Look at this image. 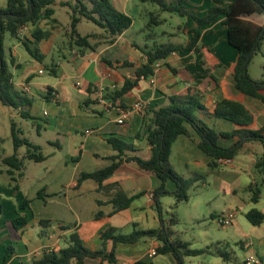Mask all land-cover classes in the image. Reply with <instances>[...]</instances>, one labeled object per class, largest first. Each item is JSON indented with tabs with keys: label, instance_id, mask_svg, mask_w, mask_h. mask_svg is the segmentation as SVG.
Returning a JSON list of instances; mask_svg holds the SVG:
<instances>
[{
	"label": "crops",
	"instance_id": "1",
	"mask_svg": "<svg viewBox=\"0 0 264 264\" xmlns=\"http://www.w3.org/2000/svg\"><path fill=\"white\" fill-rule=\"evenodd\" d=\"M185 5L192 14L204 16L213 3L211 0H186ZM122 9L121 11L127 13L125 5ZM224 18L225 16H221L203 27L200 44L203 46L205 65H198L196 56L191 51L173 52L167 60L155 63L153 76L139 81L129 94L115 103L105 99L104 93L112 91L113 85H116V89L121 88L127 78L134 80L135 68H111L104 60H130L139 65H143L148 60L140 50L141 47L125 39L126 32L117 37L113 44H101L97 50H88L83 56L80 55L79 49L71 48L68 43L69 50L59 48L56 52L59 57L52 59L48 72L51 73L50 68L55 70L56 78L62 72L64 78L60 81L51 83V81L38 80L37 76L42 74L39 72L40 68L35 67V73L27 71L18 77L17 81L14 79L15 84L20 88L25 83L29 85L31 89L29 94L32 96L34 92L39 93L40 99L34 101L32 108L37 107L40 112L43 110V114L48 112L49 115L53 111H55L53 114H60L62 110L68 109L72 117L78 118L79 122L68 129L55 127L54 131L59 136L55 146L59 152L66 151V153L59 160L51 162L48 156L45 161L39 162V165L44 164L43 168L39 174L36 171L33 177L35 183L29 188L26 189L24 183L25 180H29L27 160L21 170L23 176L17 183L12 181L8 173L9 168L0 169L1 174L5 171L11 178L10 183L0 182V264H4L6 250L9 251V256L5 264H33L44 252L60 251L68 246L69 236L76 231L85 246L96 251L101 248L100 233L109 226L117 229L121 234L141 229L156 230L160 227L151 192L159 188L162 182L155 175L139 169L135 162L124 163L114 176L105 182V184H119L129 196L144 192L128 209L114 213L115 207L112 203L116 194L114 189H99V184L91 179L78 185L81 172H95L112 163L110 157L116 152L107 141L111 135L134 143L135 150L132 154L144 159L150 158L151 146L147 141L144 138L134 139L143 123V113L134 111L127 124L117 123L119 111L131 107L136 101L147 102L149 107H160L168 104L172 95L185 97L189 94H198L205 106L212 109L219 100L227 98L243 102L254 116L255 113L263 115L261 120L255 119L254 129L264 125V103L260 99L246 96L234 86L235 80L230 69L236 62L238 52L228 44L227 29L222 24ZM160 21L163 24L166 19ZM57 22L53 24L52 35L39 44L45 56L55 55L53 39L57 35L55 32L60 29L59 21ZM51 24L50 20H43L37 26L30 24L21 31L20 37L33 41L31 34L38 26L48 29ZM192 26L191 17H187L184 29L188 30ZM186 33L189 40L190 34L187 31ZM163 36L171 38L175 35L165 32ZM13 39L18 40L15 37ZM187 40L178 43L168 40L167 43L185 44ZM12 64L15 67L21 66L16 58ZM75 77H78L76 81L73 80ZM90 85L98 90L95 96H90L88 93ZM72 87L76 88L75 91ZM49 88L53 90L51 93ZM47 96L49 98H46ZM90 97L93 100L86 103ZM197 115L206 123L207 120L213 121L214 128L219 132H228L237 128V125L230 121L207 115L202 111L197 112ZM60 126L63 124L60 123ZM38 127L41 128L42 125ZM188 128L190 135L178 136L174 142L170 162L180 174L192 172L201 175L209 169L210 158L199 149L198 134L191 127ZM88 129L92 131L91 134H86L85 131ZM60 138H63V141ZM220 144L229 147L233 144V140L222 139ZM254 146L246 145L242 151L244 154H252ZM52 156L56 157L55 153ZM255 161L256 159L252 160L253 164ZM226 165H230L233 170L243 169L235 159L231 160V164ZM17 176L18 173L15 174V177ZM17 184L19 189L14 188ZM167 187L170 191L176 189L173 181H169ZM26 199L33 201L28 208L23 207ZM260 210L264 212V209ZM18 212L27 216L28 223L25 227L16 228L12 222L18 216ZM100 212L103 216L96 218V214ZM42 221L51 223L43 225ZM65 226L71 228L64 229ZM262 226L264 227V223L258 228ZM160 246L161 243L154 238H146L136 244L120 243L116 247V264H133L137 261L177 264L170 253L150 256L151 251L157 252ZM241 247L252 250V240L245 238L241 242ZM109 249H112V244H109ZM258 256L264 262V258L259 254ZM86 264L109 263L100 259H87Z\"/></svg>",
	"mask_w": 264,
	"mask_h": 264
},
{
	"label": "trees",
	"instance_id": "2",
	"mask_svg": "<svg viewBox=\"0 0 264 264\" xmlns=\"http://www.w3.org/2000/svg\"><path fill=\"white\" fill-rule=\"evenodd\" d=\"M89 5L79 2L72 7L70 31L67 34L68 45L71 48L79 49L83 56L88 50H97L101 44L111 45L117 37L122 36L134 22L133 17L120 11L115 7L111 0H88ZM213 5L204 16L192 14L186 7V0H141L143 3H155L161 6L165 12L177 13L187 18L191 17L193 26L186 30L190 34V39L185 44L159 43L151 48L140 49L146 56V63L136 64L130 60L106 61L111 68H135V79L127 78L121 88L104 93L105 99L117 102L120 98L129 94L143 78H149L155 74L154 66L158 61L167 60L173 52L191 51L195 54L197 64L205 65L203 60V46L200 40L203 35V27L211 24L221 16H225L222 24L227 29L228 44L238 52L236 62L231 67V72L235 80V88L248 97L260 99L264 103V67L263 75L260 79H253L249 74V66L254 56L262 50L264 44V0H211ZM56 0H6V6L0 7V103L9 108L19 111L24 119L35 120L31 114L35 97L28 91L18 87L14 82V73L9 69L5 59L4 35L10 32L11 37L23 41L32 57L39 62L43 61L44 54L39 48L41 41L48 39L52 35L53 24L58 23L54 18V7ZM66 2V6H69ZM82 19L93 22L104 30V34L90 33L82 35L78 31V26ZM152 19H157L153 16ZM43 20H50L51 27L48 29L39 26L31 34L33 41L22 39L20 33L28 25H39ZM161 21L158 20L157 23ZM95 41L94 43H92ZM139 48V47H138ZM15 58L12 56V63ZM52 75L55 70L50 68ZM53 91L49 88V93ZM90 96H95L98 90L93 85L88 88ZM46 98H49L47 96ZM92 97L88 102L92 101ZM98 101V100H97ZM202 111L207 115L222 118L237 125V128L228 132H217L215 129L202 120L197 112ZM255 116L246 108L243 102L223 98L219 100L212 109H208L202 102L198 94H189L185 97L172 95L169 97L168 104L164 106L148 107L143 114V123L134 139H145L151 146V156L144 159L132 154L135 144L126 142L123 139L111 135L107 141L116 152L110 159L112 163L95 172H81L78 178V185L83 181L91 179L99 184V189H114L116 194L112 200L115 207L114 213L128 209L133 201L142 196L144 192L129 196L119 184H105L116 171L126 162H135L139 169L155 175L161 180L159 188L151 192L152 200L155 203L160 227L156 230H135L128 234L118 233V230L109 226L100 233L101 248L93 251L85 246L78 232H73L68 238V246L60 251L44 252L33 264H86L87 259H100L102 262L108 261L109 264H116V247L118 244H136L146 238H154L161 243L157 248V255L172 254L177 264H185V257L198 256L201 252L190 249L188 242L174 236L173 225H177L179 220L175 212L166 221L163 215L164 206L162 199L165 196L175 198V208L182 202H188L190 192L198 186L205 184V177L195 174L193 177L185 178L180 175L170 162L171 148L174 142L181 135H190L191 127L199 136L198 146L201 151L210 158L209 167L217 168L219 160H233L246 145L259 143L263 146L261 156L255 161V168L261 176L264 185V125L254 129ZM11 131L13 136L14 154L4 157L3 162L9 168L8 173L12 181L16 182L23 176L21 170L25 166V161L43 162L47 156L42 153L41 146L32 143L27 137H22L23 133L12 123ZM233 140L229 147H223L221 140ZM25 146L26 151L21 157L19 149ZM18 176L15 177V174ZM173 181L176 189L170 191L167 183ZM19 184L15 189H19ZM248 190L252 192L251 201L258 203L262 190L257 183H252ZM30 200H25L23 207L28 208ZM103 214L97 213L96 218ZM246 220L253 226H260L264 223V212L258 208L249 210L244 215ZM16 228L25 227L28 223L27 216L18 212V216L12 221ZM51 222L42 221L43 225ZM71 228V226H65ZM112 244V249H109ZM224 259L229 258V254L221 252ZM9 256L6 250L4 264ZM133 264H152L146 261H137Z\"/></svg>",
	"mask_w": 264,
	"mask_h": 264
},
{
	"label": "rangeland",
	"instance_id": "3",
	"mask_svg": "<svg viewBox=\"0 0 264 264\" xmlns=\"http://www.w3.org/2000/svg\"><path fill=\"white\" fill-rule=\"evenodd\" d=\"M66 2L70 3L69 6L65 5ZM79 2L89 5L88 0H56V3L53 5L56 12L54 13V17L59 21L60 29L55 32L57 35L53 39L55 42L53 46L55 55L45 56L42 62L35 61L22 40H14L10 36V32L5 33L4 56L9 69L14 73L15 81L18 80V77L27 73V71L35 73L34 67L45 70L44 74L37 76V79L40 81H51L53 83L64 78L62 72L56 78L52 73L48 72V68L51 65L52 59L59 57V54L56 53L59 48L69 50L67 34L70 31L71 14L73 13L72 7L78 5ZM111 2L120 11L123 10V5L126 6L125 10L128 15L133 17L134 22L126 31L125 39L136 43L141 49H146L145 47L147 46L151 48L154 44H159L160 42L167 43L168 40L174 43L187 40L186 29H184L187 24V18L177 13L165 12L158 4L143 3L141 0H111ZM5 6L6 0H0V7ZM153 16H156L157 19H152ZM161 19H166V22L163 24L157 23ZM78 31L82 35L90 33L104 34V30L86 19H82V22L78 26ZM165 32L167 34L173 33L175 36L166 38L163 36ZM12 56L16 58L21 66L15 67L12 64ZM263 67L264 44L262 50L254 56L249 66L250 76L255 80L262 78ZM77 79L78 77H75L73 80L76 81ZM74 89L72 87L73 91H75ZM39 96V93L34 92L35 101H39ZM30 112L33 116H37L35 120L24 119L20 116L18 110L0 103V169L6 170L8 168L4 164L3 158L14 154V140L11 131L12 123L23 133L22 137H27L32 143L41 146L42 153L47 157L49 156L50 160H52L51 162L59 160L66 153V151L59 152L56 148V139L59 136L55 133L54 129L55 127L68 129L72 125H76L79 119L72 117L68 109L62 110L60 114H53L55 112L53 111L51 115L48 112L43 114V110L40 112L37 107L32 108ZM262 118V114L258 115V113H255V119L261 120ZM60 123L63 126H60ZM207 124L210 128L215 129L213 121L207 120ZM38 125H42V127L39 128ZM215 130L219 132L217 129ZM60 139L63 141V138ZM126 142L131 143L128 140ZM252 145H255L252 154H244L241 151L234 158L243 169L233 170L229 167L230 165L222 163L217 168L209 167L205 173L201 174L205 177V184H198L190 192L188 202H182L175 208V198L173 196H165L162 199L165 220L168 221L174 212L176 218L179 220L178 224L172 227L175 231L174 236L188 242L190 249L201 252L198 256H186L185 264H246L248 259L256 255L258 256V254L264 258V227L258 228V226L251 225L244 216L253 208L264 209V185L261 182V176L256 170L255 164L252 162L253 159L261 156L263 146L259 143ZM25 151L26 147H21L19 149L20 156L24 155ZM53 153H55L56 157L52 156ZM26 162L29 180H25L24 183L27 189L34 185V174L36 171L39 174L44 164L39 165L36 162ZM180 175L189 178L195 174L184 172V174ZM253 181H256L262 190L258 203L250 200L253 193L248 190V186ZM0 182H11V178L5 171L3 174L0 173ZM228 208L235 210L237 214L232 224L224 227L218 220V214H222ZM245 238L252 240V250L241 247V242ZM221 252L228 253L229 258L224 259L220 255Z\"/></svg>",
	"mask_w": 264,
	"mask_h": 264
},
{
	"label": "built area",
	"instance_id": "4",
	"mask_svg": "<svg viewBox=\"0 0 264 264\" xmlns=\"http://www.w3.org/2000/svg\"><path fill=\"white\" fill-rule=\"evenodd\" d=\"M39 72H40V74H43V73H45V70L40 69ZM76 85L79 86L80 84L76 83ZM22 89H24L25 91H28L29 93L31 90L29 85H27L26 83L22 85ZM112 89L113 90L116 89V85H113ZM148 107H149V105L147 104V102H142V101L137 102L136 101L135 103L132 104L131 107L121 109L119 111L118 118H117L118 125L127 124L129 122V120L131 119V116H132L134 111L141 112L144 114V112L146 111V109ZM85 132H86V134L92 133V131L90 129L86 130ZM219 162L222 164H231L230 159H228V160L220 159ZM236 214L237 213L235 210H227V211L223 212L222 214L218 215V220L222 226L227 227V226H230L232 224L233 219L235 218ZM248 247H250V246L248 245ZM155 255H157V252L152 250L150 253V256L154 257ZM246 264H264V262H262V259L256 255V256H253L252 258L248 259L246 261Z\"/></svg>",
	"mask_w": 264,
	"mask_h": 264
}]
</instances>
